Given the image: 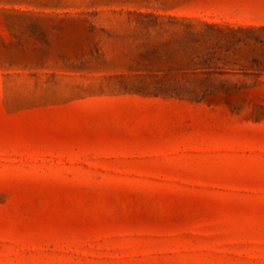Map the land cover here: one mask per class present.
Returning a JSON list of instances; mask_svg holds the SVG:
<instances>
[{"label": "rangeland", "instance_id": "obj_1", "mask_svg": "<svg viewBox=\"0 0 264 264\" xmlns=\"http://www.w3.org/2000/svg\"><path fill=\"white\" fill-rule=\"evenodd\" d=\"M0 264H264V0H0Z\"/></svg>", "mask_w": 264, "mask_h": 264}]
</instances>
